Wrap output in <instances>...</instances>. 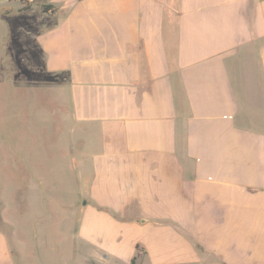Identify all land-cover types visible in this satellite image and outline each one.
<instances>
[{
  "label": "crops",
  "instance_id": "1",
  "mask_svg": "<svg viewBox=\"0 0 264 264\" xmlns=\"http://www.w3.org/2000/svg\"><path fill=\"white\" fill-rule=\"evenodd\" d=\"M67 110L96 261L264 264V0H0V264Z\"/></svg>",
  "mask_w": 264,
  "mask_h": 264
},
{
  "label": "rangeland",
  "instance_id": "2",
  "mask_svg": "<svg viewBox=\"0 0 264 264\" xmlns=\"http://www.w3.org/2000/svg\"><path fill=\"white\" fill-rule=\"evenodd\" d=\"M67 131L64 133V143H59L57 131L49 135L48 171L42 181L36 178L38 171H18V182L22 181L32 189L29 195L33 196L34 204L28 207L24 214L25 231L34 234L33 243L28 246L23 256L18 258L19 264H122L119 261H96L90 255V247L86 241L77 236V209L70 208L81 196L78 166L79 153L74 150L72 135L69 132V112L66 113ZM62 140V142H63ZM61 141V140H60ZM64 145L66 147L62 148ZM0 164V186L9 182L6 166ZM8 175V176H7ZM48 175V176H47ZM15 183V182H14ZM12 183V185L14 184ZM42 189V191H40ZM41 195L47 199L52 196L59 199L61 209L53 208V204L45 203ZM84 198H82L83 201ZM10 202V201H9ZM11 203V202H10ZM26 208V207H25ZM14 215L20 218V209ZM25 212V211H24ZM21 220V218H20ZM7 230L8 225H2ZM29 229L27 230V228ZM10 236V235H9ZM134 264H148L142 261L137 254L133 255Z\"/></svg>",
  "mask_w": 264,
  "mask_h": 264
}]
</instances>
